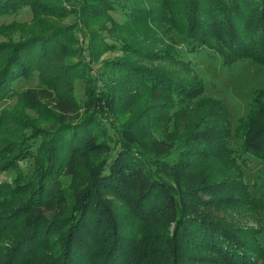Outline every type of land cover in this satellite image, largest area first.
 I'll use <instances>...</instances> for the list:
<instances>
[{"label": "trees", "instance_id": "obj_1", "mask_svg": "<svg viewBox=\"0 0 264 264\" xmlns=\"http://www.w3.org/2000/svg\"><path fill=\"white\" fill-rule=\"evenodd\" d=\"M25 6L36 32L0 41V102L19 101L0 108V175L14 170L0 179V264H264L259 231L237 221L264 211L242 166L264 162V85L233 133L177 47L264 65V0H0V15ZM71 12L91 55L120 52L102 86L70 59L76 24H55Z\"/></svg>", "mask_w": 264, "mask_h": 264}, {"label": "rangeland", "instance_id": "obj_2", "mask_svg": "<svg viewBox=\"0 0 264 264\" xmlns=\"http://www.w3.org/2000/svg\"><path fill=\"white\" fill-rule=\"evenodd\" d=\"M67 3V2H66ZM68 4V3H67ZM74 4V2H73ZM111 16L118 22L123 21L121 10L117 8L110 11ZM77 12H71L68 15L56 18L55 24H76V36L78 46V54L70 57L71 60H84L92 68L93 78L98 80V84L102 86L104 74L107 72L106 60L120 56L119 51H106L101 54L91 55L87 42V36L83 34V29H79L80 25L77 21ZM101 22V21H100ZM106 21L105 25L108 26ZM100 25L95 24L97 29L102 34H106L105 30L98 28ZM38 26L33 20L32 11L25 6L16 12L0 15V41L11 40L18 41L23 37L36 32ZM86 31V30H85ZM88 35V34H87ZM184 60L191 59L194 72L204 83V94L220 99L226 106L229 112V121L232 132H235L239 118L245 116L249 110L250 103L256 88L264 85V65L253 62L251 60H239L232 64L223 62L220 56L213 52L201 51L196 56L188 55L186 50L187 45L179 42L177 44ZM38 84L37 74L34 73L30 78H20L14 81V86L25 89ZM84 90L82 78H77L75 81L76 96L80 97ZM19 105L17 96L4 97L0 102V108L13 112ZM24 112L34 118L39 119V113L24 109ZM123 115L120 119H123ZM114 119V118H113ZM42 125H48V121H41ZM117 123V121L115 122ZM6 125V124H5ZM5 125L3 127H5ZM113 134L114 130L109 129ZM25 133H29V129H25ZM13 134L11 127L6 130L3 135L8 136ZM230 143H234V139H230ZM30 162H23V170L30 167ZM243 166L244 181L248 184V189L252 194H257V184H264V162L255 157H248V163ZM14 176V170H7L0 175V179L10 180ZM241 220H237L245 226L258 230V240L264 246V211H249L240 215Z\"/></svg>", "mask_w": 264, "mask_h": 264}]
</instances>
